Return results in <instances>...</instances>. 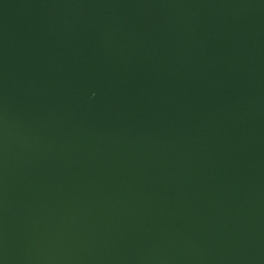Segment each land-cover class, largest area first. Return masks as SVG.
Instances as JSON below:
<instances>
[{"label":"water","instance_id":"1","mask_svg":"<svg viewBox=\"0 0 264 264\" xmlns=\"http://www.w3.org/2000/svg\"><path fill=\"white\" fill-rule=\"evenodd\" d=\"M0 264H264V0H0Z\"/></svg>","mask_w":264,"mask_h":264}]
</instances>
